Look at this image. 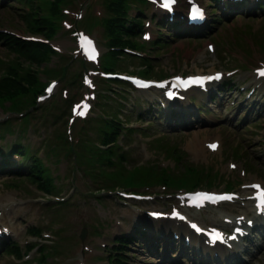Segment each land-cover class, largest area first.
<instances>
[{
    "label": "rangeland",
    "instance_id": "1",
    "mask_svg": "<svg viewBox=\"0 0 264 264\" xmlns=\"http://www.w3.org/2000/svg\"><path fill=\"white\" fill-rule=\"evenodd\" d=\"M154 1L54 0L58 11L51 10L50 0H0V147L20 135L33 156L30 171L17 172L16 163L0 170V222L6 228L0 241L14 242L7 251L6 243L0 244V264H264V236L248 247L242 241L213 253L175 215L185 190L237 191L240 198L232 204L189 210V217L204 225H223L211 219H222L227 211L241 214L242 205L249 206L245 184L264 183V80L257 81L253 72L264 64V10L250 9L252 4L224 10L197 0L225 17L211 16L208 29L192 35L155 26ZM126 13L137 21L141 17L152 38L158 32L162 42L147 47L142 34L119 23L118 14ZM81 36L92 40L93 54L79 51ZM10 37L32 46V52L7 48ZM225 67L236 71L226 79L230 89L221 85L209 94L189 93L184 103L171 107L189 118L184 123L148 114L153 105L162 108L160 103L170 108L161 93L135 91L106 76L161 79ZM50 83L55 89L48 94ZM85 102L91 111L79 115L77 106ZM209 140L218 141L220 150L209 151ZM193 143H202L199 155ZM119 145H129L124 149L132 154L129 169L120 168ZM146 162L153 163L135 167ZM36 167V180L23 176ZM144 176L163 192L157 187L153 198L142 202L124 197L122 192L132 189L117 185L132 186ZM164 183L169 190H162ZM148 209L170 211L161 222H149ZM133 224L159 239L117 246L112 259L114 239L127 236Z\"/></svg>",
    "mask_w": 264,
    "mask_h": 264
},
{
    "label": "snow or ice",
    "instance_id": "2",
    "mask_svg": "<svg viewBox=\"0 0 264 264\" xmlns=\"http://www.w3.org/2000/svg\"><path fill=\"white\" fill-rule=\"evenodd\" d=\"M172 3H174V0H162V6L169 8V9L171 8ZM192 17L194 19L202 17V11L198 7H196L195 5H193V8H192ZM89 43H91V42L89 41ZM258 74L261 76H264V69H259ZM217 78H218V76H217ZM210 79H212V77L195 78L194 82L202 83L204 80H210ZM49 91H51V89H49ZM77 107H80V106H77ZM84 107L86 108L87 105H84ZM78 114L84 115V112L80 111ZM211 147H215V145H212ZM252 187L259 188L260 186L259 185H253ZM200 195L204 199H210L211 198V197L207 196L206 194H200ZM257 195H258V198L260 199L261 203L264 204V191L259 192ZM220 198L223 199V198H230V197H220Z\"/></svg>",
    "mask_w": 264,
    "mask_h": 264
},
{
    "label": "trees",
    "instance_id": "3",
    "mask_svg": "<svg viewBox=\"0 0 264 264\" xmlns=\"http://www.w3.org/2000/svg\"><path fill=\"white\" fill-rule=\"evenodd\" d=\"M51 10H56V8L53 6L51 7ZM119 16V23L121 25H125L127 23V18L126 16L123 14H118ZM6 35H4L5 37ZM11 40H9V38H6V46L7 48H9L10 50H17V52L19 53H22V54H28V53H31L32 52V49L29 44H26V43H20V42H17V40L14 38V37H10ZM15 41V42H14Z\"/></svg>",
    "mask_w": 264,
    "mask_h": 264
},
{
    "label": "bare ground",
    "instance_id": "4",
    "mask_svg": "<svg viewBox=\"0 0 264 264\" xmlns=\"http://www.w3.org/2000/svg\"><path fill=\"white\" fill-rule=\"evenodd\" d=\"M201 144H198V143H194L193 144V150H194V152H195L196 155H199L201 153V149H202ZM219 148H220V144H218V147H217L216 150H219ZM254 180H255V178H254Z\"/></svg>",
    "mask_w": 264,
    "mask_h": 264
}]
</instances>
